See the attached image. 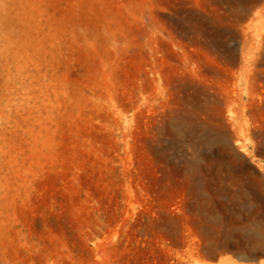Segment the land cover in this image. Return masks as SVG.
Masks as SVG:
<instances>
[{
    "label": "rangeland",
    "instance_id": "1",
    "mask_svg": "<svg viewBox=\"0 0 264 264\" xmlns=\"http://www.w3.org/2000/svg\"><path fill=\"white\" fill-rule=\"evenodd\" d=\"M0 264H264V0H0Z\"/></svg>",
    "mask_w": 264,
    "mask_h": 264
},
{
    "label": "bare ground",
    "instance_id": "2",
    "mask_svg": "<svg viewBox=\"0 0 264 264\" xmlns=\"http://www.w3.org/2000/svg\"><path fill=\"white\" fill-rule=\"evenodd\" d=\"M258 237V236H257Z\"/></svg>",
    "mask_w": 264,
    "mask_h": 264
}]
</instances>
